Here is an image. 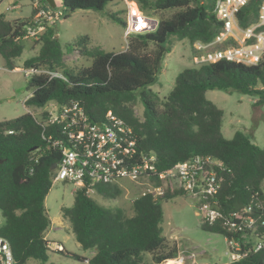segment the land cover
<instances>
[{
	"label": "trees",
	"instance_id": "trees-1",
	"mask_svg": "<svg viewBox=\"0 0 264 264\" xmlns=\"http://www.w3.org/2000/svg\"><path fill=\"white\" fill-rule=\"evenodd\" d=\"M70 13L78 10L104 13L121 22L118 14L107 12V6L117 0H59ZM131 5L147 17L158 20L154 32L134 34L122 52H106L91 46L90 37L80 36L66 45L90 60L87 67L72 69L64 61L53 26L41 37L38 55L24 63L61 72L66 81L35 75L27 81V91H33L26 101L30 109H43L50 102L60 106L79 103L92 122H101L108 112L133 128L140 151L156 156L158 172H166L179 163L199 157H212L222 162L223 178L216 202L225 218L253 205L255 213L264 215V148L255 145L250 135L238 131L233 139L224 137V112L207 99L208 91L238 92L259 97L264 105V62L257 66L222 61L196 64L183 70L165 98L153 91L163 71V63L176 43L187 41L210 43L222 31L212 0L208 7L200 0H130ZM262 0H250L238 16L242 28L253 25L258 18ZM47 5V0H41ZM172 12L169 17L166 14ZM32 17L8 21L0 13V56L9 70L21 57L24 42L17 40ZM126 27V26H125ZM141 101L144 119L135 116ZM46 116V113L43 114ZM57 127H48L47 134ZM43 128L30 113L0 122V214L4 224L0 236L10 244L16 264L34 260L48 264L52 252L46 235L52 221L46 208V198L54 184V166L60 153L42 139ZM12 132V134H9ZM156 185L160 182L155 180ZM95 193L106 199H116L121 189L116 185H97ZM186 194L167 192L163 197L140 196L133 202L134 216L127 217L121 208L104 207L86 189L74 194V205L63 208L62 215L71 226L81 248L93 252L90 258L58 251L69 260L87 264H164L178 257L179 250L163 235V203ZM259 206H256V205ZM205 232L240 240L247 256L229 264H264V250L254 252L253 239H241L230 233L222 222L203 224Z\"/></svg>",
	"mask_w": 264,
	"mask_h": 264
},
{
	"label": "built area",
	"instance_id": "built-area-1",
	"mask_svg": "<svg viewBox=\"0 0 264 264\" xmlns=\"http://www.w3.org/2000/svg\"><path fill=\"white\" fill-rule=\"evenodd\" d=\"M30 1L36 14L26 25L23 36L17 40L40 42L47 27L53 26L65 14L55 12V8H51L49 4L42 5L41 0ZM249 3L250 0H215L213 11L217 20L223 23L222 31L210 43L194 44L195 51L202 54L197 64L228 61L257 66L264 62V0L259 7L257 21L242 28L238 16ZM16 8L18 5L14 4L7 11ZM127 20L126 37L154 32L158 27L157 19L147 17L131 4ZM24 72L28 78L46 75L49 79L67 80L61 72L35 67L25 68ZM261 90L264 92V87ZM30 97L24 101L26 112L43 128L42 139L61 155L54 168V183L73 184L78 190L86 189L88 194H94L97 185H116L121 188L124 180L135 183L146 180L151 186L142 196L149 194L154 198L163 197L167 192L182 190L197 201L202 225L222 222L224 229L239 234L245 242L253 239L251 250H264V215L255 213L254 206L249 205L241 212L231 213L225 218L216 202L223 182L219 175V170H223L221 161L212 157H199L159 173L156 156L140 151L133 128L111 112L101 122H92L77 102L63 106L50 102L41 109V114L36 115L26 107L25 103ZM44 113L46 116H43ZM48 127L57 129L47 134ZM156 179L159 180V185H156ZM223 238L227 245L229 263L247 256L248 250L244 251L240 240L227 236ZM57 248L60 251L63 249L60 246ZM0 256H3V264H16L10 244L1 236ZM185 260L181 257L175 262L184 264Z\"/></svg>",
	"mask_w": 264,
	"mask_h": 264
},
{
	"label": "rangeland",
	"instance_id": "rangeland-1",
	"mask_svg": "<svg viewBox=\"0 0 264 264\" xmlns=\"http://www.w3.org/2000/svg\"><path fill=\"white\" fill-rule=\"evenodd\" d=\"M209 7L212 0H200ZM18 4L19 8L7 11L9 7ZM55 12H63L64 17L57 21L53 27L56 31L60 45L64 49L66 66L80 69L89 66L90 60L82 57L77 51H68L66 45L73 43L80 36L90 37L91 45L100 47L106 52H122L126 50L131 35L126 37L125 26L128 24L127 13L130 0H117L108 4L107 12L118 14L121 22H115L104 13L78 10L70 14L59 0L56 1ZM33 5L30 0H0V13L8 21L25 20L32 17ZM172 12L166 14L169 17ZM24 51L14 61L16 69L9 70L0 56V122L16 119L26 113L24 101L33 94L27 91L28 77L25 74L24 63L37 56L40 46L35 41H23ZM202 54L197 53L187 41L176 43L172 52L163 63V71L158 81L151 89L163 99L172 91L178 75L187 68L196 67ZM207 99L224 112L223 135L226 139H233L236 132L241 131L250 135L253 143L264 148V105H259V97L244 95L238 92L227 93L223 91H208ZM50 104V103H48ZM36 115L41 109H31ZM135 116L144 119V106L141 101L135 107ZM150 183L142 180L139 183L124 180L121 182L122 194L116 199H106L97 193L90 194L97 203L104 207L121 208L127 217L134 216L133 202L143 195ZM77 186L68 183H54L52 190L46 198V208L52 221L47 233L51 253L48 264H87L69 260L58 254V246L67 252L90 258L93 252L84 251L75 239L71 226L63 218L62 209L74 205V194ZM170 193V192H169ZM164 222L163 235L177 246L179 253L174 260L164 264H176L175 260L184 257V264H229L227 245L223 236L205 232L202 228V215L197 201L187 194L178 196L163 203ZM4 219L0 214V227ZM194 255V256H192ZM29 264H41L30 261ZM145 264H150L148 258Z\"/></svg>",
	"mask_w": 264,
	"mask_h": 264
},
{
	"label": "water",
	"instance_id": "water-1",
	"mask_svg": "<svg viewBox=\"0 0 264 264\" xmlns=\"http://www.w3.org/2000/svg\"><path fill=\"white\" fill-rule=\"evenodd\" d=\"M47 3L50 5L51 8H55L56 7V2L55 0H47ZM1 163V161H0ZM56 168V165L53 167ZM0 264H3V256H0Z\"/></svg>",
	"mask_w": 264,
	"mask_h": 264
},
{
	"label": "crops",
	"instance_id": "crops-1",
	"mask_svg": "<svg viewBox=\"0 0 264 264\" xmlns=\"http://www.w3.org/2000/svg\"><path fill=\"white\" fill-rule=\"evenodd\" d=\"M57 0H55V2H56ZM18 5V4H17ZM57 5V4H56ZM18 8H19V5H18ZM18 20V19H17ZM91 46H93V45H91ZM16 69V68H15ZM217 235V234H216ZM47 237V236H46ZM47 239V238H46Z\"/></svg>",
	"mask_w": 264,
	"mask_h": 264
}]
</instances>
